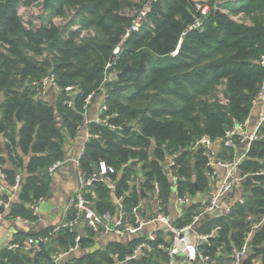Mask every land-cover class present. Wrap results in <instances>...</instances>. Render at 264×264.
<instances>
[{
  "label": "trees",
  "instance_id": "trees-1",
  "mask_svg": "<svg viewBox=\"0 0 264 264\" xmlns=\"http://www.w3.org/2000/svg\"><path fill=\"white\" fill-rule=\"evenodd\" d=\"M37 1L0 0V93L3 94L0 137L8 141L4 146L12 162L14 119L22 120L20 146L23 150L30 147L37 155L31 157L25 169L26 176L20 183L9 216L34 219L24 205L43 196L47 169L61 157L62 136L55 125V109L34 100L36 89L30 86L48 72L55 75L61 87L77 86L83 95L103 90L108 113L117 114L110 122L120 127L118 131L91 125L100 140L89 139L80 162L87 177L96 171L101 161L111 166L115 171L110 175L115 182L113 194L124 197L127 209L133 206L134 192L129 182L138 164L146 179L145 187L156 181L159 195L169 193V182L161 165L166 154L176 156L177 173L184 177L181 192L185 188L190 194L194 192L193 175L198 187L205 185L207 158L202 149L193 151L190 147L203 136L211 141L219 139L233 124L248 119L264 81V67L259 64L264 56V0L232 3L214 0L217 3L210 4L209 12L201 17L200 29L188 31L196 13L193 3L157 0L151 4L140 31L125 39L123 36L131 22L130 12L141 5L142 8L148 0H42L46 13L43 24L26 30L17 15V7ZM219 9H226L231 15L243 13L246 19L235 22ZM66 14H69L66 25H52V18ZM73 24L78 25L76 31L69 30ZM82 31L87 32L83 37L80 36ZM116 46L120 48L119 53L105 70ZM144 52L150 56L146 57L141 74L129 72L120 79L104 81L105 76L120 72L126 65L137 68ZM39 59L41 62L37 61ZM22 84L25 86L19 90ZM75 101L76 107L70 109L62 104L61 96L57 100L61 128L69 136L74 135L81 121L77 110L83 100ZM229 152L233 155V151ZM239 170L242 175L264 171V119ZM5 173L7 183L12 185L16 169H5ZM245 185L250 191L245 204L235 205L230 215L217 218L220 231L211 240L210 247L201 248L204 255L215 258L208 264L223 259L220 255L215 257L218 248L228 256L231 245L243 244L250 226L246 216L251 215L259 222L264 217V174L247 177ZM89 193L95 210L111 215V190L107 184L96 182ZM5 196L0 195V199ZM69 213L73 215V210ZM88 234L92 235L90 231ZM55 239L61 244L68 241L75 245L74 233L68 230L60 231L48 243ZM251 242L256 248L242 264H252L253 259L263 255L264 221ZM136 243L133 239L128 243H112L111 247L123 260ZM0 256V264L30 261L28 256L10 250ZM92 258L97 259L93 264H103V258L95 252L85 257L88 262ZM262 258L264 260V256ZM106 262L111 264L109 259ZM138 264H146V259H140Z\"/></svg>",
  "mask_w": 264,
  "mask_h": 264
},
{
  "label": "built area",
  "instance_id": "built-area-1",
  "mask_svg": "<svg viewBox=\"0 0 264 264\" xmlns=\"http://www.w3.org/2000/svg\"><path fill=\"white\" fill-rule=\"evenodd\" d=\"M155 1L157 0H148L143 5V7L140 8L135 13V15L131 17L130 26L126 29L123 39L129 37L130 34L140 31V29L146 22V18L150 10L151 4ZM224 1H229L230 3H232L236 0ZM205 2L206 0L202 1L197 6V11L201 13V16L193 20V23L187 28V31L191 29H200L201 17L205 16L209 12V7ZM34 3L38 6L39 10H37L29 19L22 15L26 13L25 11L29 10V6H31V4H20L18 5L16 10L17 15L21 19V23L26 30L39 28L41 24H43V19L46 17V13L44 12L42 7V0H39ZM222 13L228 15L231 20L238 23L243 22L245 19L244 17H241L242 13H238L232 16L228 13L227 10L222 11ZM67 21H62V19L54 17L52 18L51 23L55 26L62 27L66 25ZM77 29L78 25L76 24L71 25L69 28V30L71 31H76ZM86 34V31H82L80 33V36L83 37ZM184 34L185 32L182 33V36ZM3 47L7 48V46L4 44ZM119 50V46H116L113 49L112 55L114 56V58L119 53ZM111 63L112 62L106 64L105 70L110 67ZM259 64L264 67V56L260 58ZM117 73L105 76L104 81L116 78ZM30 86L34 87L41 93H44L48 88L53 89V91H55L59 96L62 97L63 105L70 109L74 108V102L77 98H81L83 100V108L85 109L97 95H100L101 116L95 119L94 122L109 130L118 131L120 129L119 126H116L110 122V119L115 118L117 114L115 112L108 113V109L105 104V94L103 93V90H100L98 93L91 92L87 95H83V92L77 86L67 85L61 87L52 72H48L39 80L32 81L30 83ZM263 101L264 81L260 86V90L253 104ZM263 119L264 115L257 123L254 131L249 134L245 133L246 127L249 123L248 119L245 120L243 123L233 124V126L226 130L223 136L217 140L218 143L223 147V149L234 152L237 150L240 144H242L241 151L236 154L235 158L232 161L214 159L212 153L210 152V147L213 141H211L205 136L198 139L190 147L191 150L202 149L204 151V154L207 157L206 167L209 168V171L211 170V167L216 165L226 171V176L222 180L220 186L218 187V190L211 194L209 199L204 204H202L199 209V212L186 225H174L172 221L163 214L162 207L159 206V203L157 213L151 221H136L134 224L124 223L122 215H120V212L118 211L119 209L117 210L118 213L116 215V218L114 219L109 213L99 215L95 210L93 203L87 199L86 195L90 192V188L96 182H104L105 184H107L108 188L113 191L115 184L110 178V175L114 174L115 171L111 166L101 161L99 162L96 171L87 177L83 172L80 162V158L84 153V149H81L79 153L71 159L76 169V178L78 184L73 202L67 207L68 210H73L72 218L69 221H66L60 225H56L43 237H28L21 245L11 244L7 248L9 250L20 249L25 252L39 253L43 245L49 242L53 236L57 235L62 230H68L69 232H72L75 227L81 223L85 225L86 228L94 234L103 233L104 235L125 237L137 235L140 231H143L147 225L159 222L164 227L166 237L162 240H158L154 232L146 233V236H144V240L140 244H138L129 255L125 256V258L123 259L124 263L134 260L147 259L149 253L153 252L154 250L164 253V255L166 256V261L164 264H175L176 257H181L186 262V264H208V262H213L214 259L210 258L208 255H204L201 252V248L203 246L210 247L212 245L211 240L217 236L218 232L220 231V225L212 227L208 232L205 233L196 232L194 230V227L199 222V220L205 215L215 216L219 215L220 213H224V215L228 216L231 214L232 208L235 205L243 206L245 204V201L247 200L250 193L243 192V190H241V194L234 200V202L225 204L222 201V197L232 189L233 185L238 183L242 186L243 183L246 181L247 177L251 175L259 176L264 174V171H258L256 173L246 175L239 174V165L246 158L252 141L257 138V131ZM88 138L98 137L96 135L91 136L87 134L86 139ZM64 162L66 161H55L48 167V174L52 175L53 173H55V171L59 167H61ZM162 168L163 173L168 179L172 188L175 204L178 206L188 204L190 202V194L187 192L180 191V183L184 180V177L180 176L177 173L179 165L176 163L175 157L167 156L164 161V164H162ZM212 175H214V172H212ZM6 181L7 178L5 173V166L2 162L0 154V195H6L5 198L0 199V208L2 209V211L0 212V220L3 217V213L5 211H8L10 208L9 202L12 199L16 198L18 188L22 180L20 175H16L14 178V183L11 185L8 191H6L3 187ZM152 188L153 193L158 196L159 186L156 181L153 182ZM29 210L32 216H36L38 213L37 203H32L29 206ZM245 219L250 224L249 231L247 232L244 242L240 247H235L231 245L232 248L230 254L228 255V258L230 259L228 264H242L244 259H246L248 255L252 254L254 249L256 248L252 245V237L255 232H257L260 228L262 222L264 221V217L261 219L260 222L255 221V218H253L251 215L246 216ZM16 220L22 223H27L26 220L20 217L16 218ZM80 240V236L75 237V245L70 249L69 252L77 249ZM248 248L250 249V252L247 251ZM68 254L69 253L67 252L64 254L55 255L52 258V263L56 264L60 258L65 257Z\"/></svg>",
  "mask_w": 264,
  "mask_h": 264
},
{
  "label": "crops",
  "instance_id": "crops-1",
  "mask_svg": "<svg viewBox=\"0 0 264 264\" xmlns=\"http://www.w3.org/2000/svg\"><path fill=\"white\" fill-rule=\"evenodd\" d=\"M25 84H22L19 90L24 88ZM16 87H18L16 85ZM17 89V88H15ZM59 95L53 91V89L48 88L44 93L39 92L36 89V94L33 95L34 100H39L47 103L51 108L55 109V125L59 129L61 138V157L56 161H66L64 164L59 167L55 173L49 175L47 172V184L44 188V194L42 197H39L36 200H33L31 203L24 205V209L30 212L29 206L32 203H37L38 213L36 216H33V220L28 218H23L21 216H9L10 208L13 202L16 201L12 199L9 202V210L3 213V217L0 220V255L9 250L7 247L11 244H22L28 237H43L46 235L47 230H51L56 225H60L66 221H69L72 218V214L69 213L68 206L73 202L74 195L77 191V178H76V169L71 161L81 149L85 150V146L88 143L89 139H86V135L94 136L91 129V125H98L94 122L95 119L101 116L100 113V95H97L90 104L84 109L83 103L79 105L77 110L78 114L81 116L80 123L77 124L75 133L73 136H69L62 127V122L57 110V100ZM3 101V94L0 93V104ZM63 104V103H62ZM76 107V101L74 102V108ZM73 108V109H74ZM264 115V101L253 104L250 115L248 117L249 123L246 127L247 134L254 131L257 123L260 121L261 117ZM88 122V123H87ZM23 124L22 120L14 119V130H12L11 135L13 137L14 143L11 147V158L12 162L9 160L8 152L5 149V144L8 141L0 137V154L3 160L5 169L14 170L16 169V175L21 176V180L26 176V167L30 162V159L33 155L31 148L23 150L20 146V136L19 128ZM11 131V129H8ZM216 140H213V143L210 147V152L213 155V158L216 160H223V157L228 156L229 160L232 161L236 154L241 151L242 144L237 148L233 155L223 149V147ZM191 150V149H190ZM194 151V150H193ZM204 153V152H203ZM150 155V154H149ZM205 155V154H204ZM37 156V155H36ZM151 156V155H150ZM149 156V157H150ZM167 156L176 157L175 155H165L161 165L164 164V161ZM152 157V156H151ZM207 158V157H206ZM14 163V164H13ZM207 163V162H206ZM138 164L135 169L133 176L129 182L130 190L134 192V201L131 209H127L123 204V196H115L113 191H111V205L113 207L111 216L116 218L117 210L122 215L123 222L127 224H134L136 221H151L158 209L159 206L162 207L163 214L168 217L172 223L176 226H183L189 223L192 218L199 212L200 207L204 204L212 193L218 190L222 180L226 176V171L223 168H220L216 165L211 167L209 171L205 165L204 177L206 178L205 185L197 186L195 182L194 175L191 176V181L193 183V193L190 194L187 188L184 192L190 194V202L186 205L178 206L174 202V195L172 193V188L169 183V193L167 195H158L156 196L153 193V182L151 181L145 187V177L143 176V171ZM163 169V168H162ZM214 172V175H212ZM240 175L241 172H239ZM168 180V179H167ZM113 181V180H112ZM114 182V181H113ZM169 182V181H168ZM115 184V182H114ZM4 189L8 191L11 187L6 181L3 185ZM241 190L246 193H250L249 189L245 185V182L241 186L240 184L233 185L232 189L228 191L223 197L222 201L227 204L234 202V200L241 194ZM92 194L88 193L86 195L87 199L93 203ZM249 197V196H248ZM248 199V198H247ZM40 200V201H39ZM39 201V202H38ZM99 215H104L108 212H98ZM110 214V213H109ZM22 218L27 221V223H22L16 220V218ZM225 218L224 213L219 215L208 216L205 218L203 216L199 222L195 225L194 230L198 233L208 232L212 227L220 225L217 221V218ZM249 231V230H248ZM74 236H80L81 241L85 244L82 246L80 243L77 249L70 251L73 247L67 241L62 244L55 239L53 242L45 244V248L39 254L32 252H25L20 249L10 250L14 253H19L23 256H28L30 258L29 263L27 264H48L49 261L52 263V258L55 255L69 253L67 256L62 257L56 264H87L88 260L85 259L86 255L89 253L95 252L96 255L110 260L111 264H138L139 260H134L131 262L124 263L123 260L119 257V253L111 247L112 243H128L131 240H137L136 245H132L133 249L144 240L145 234L148 232H154L158 240H162L166 237L164 227L161 223H151L145 227L143 230V237L137 235L125 236V237H116L114 235H104L103 233H97L92 235L88 234L89 230L82 223L77 225L72 231ZM221 256L223 259L217 261L216 264H228L229 258L225 255V252L218 248L216 251V256ZM264 256V253L263 255ZM262 256H257L252 260V264H264ZM1 257V256H0ZM215 261V258H213ZM166 261V256L164 253L159 251L150 252L148 258L146 259V264H164ZM95 263V262H93ZM107 264V262H102ZM175 264H186V262L181 257H176Z\"/></svg>",
  "mask_w": 264,
  "mask_h": 264
},
{
  "label": "rangeland",
  "instance_id": "rangeland-1",
  "mask_svg": "<svg viewBox=\"0 0 264 264\" xmlns=\"http://www.w3.org/2000/svg\"><path fill=\"white\" fill-rule=\"evenodd\" d=\"M191 1V3H193V5H194V8H195V11H196V13H194V19H196V18H199L200 16H201V13H199L197 10V6L202 2V1H205V0H190ZM213 1V2H212ZM134 2H137V1H134ZM207 5H208V7H209V10L211 9L210 8V4H216L217 2H214V0H206V2H205ZM142 6V5H141ZM140 6V7H141ZM215 6V5H214ZM140 7L139 8H137V9H134V10H132L131 12H130V14H129V17H132L133 15H135V13L140 9ZM150 9H151V7H150ZM37 10H39V8H38V6L35 4V3H33V4H31V6H29V10L28 11H25L26 13L25 14H23L22 16H25L26 18H31L32 16H33V14L37 11ZM221 10V12L222 11H225L226 9H219V11ZM150 11V10H149ZM232 16V15H231ZM245 15L242 13V15H241V17H244ZM55 18H60V19H62V21H67L68 20V18H69V14H66L65 16H62V15H60V16H55ZM147 19V18H146ZM193 19V20H194ZM246 19V18H245ZM147 21V20H146ZM57 24V23H56ZM53 26H55L54 24H52ZM57 27V26H56ZM38 62H41V60L39 59V60H37ZM108 76V75H107ZM223 160H229L228 159V156H225V157H223ZM103 258V259H102ZM101 259H102V262H105L106 263V258H104V257H102ZM93 260V261H92ZM97 261V259H95V258H92L91 259V261H89L87 264H93V262H96Z\"/></svg>",
  "mask_w": 264,
  "mask_h": 264
},
{
  "label": "water",
  "instance_id": "water-1",
  "mask_svg": "<svg viewBox=\"0 0 264 264\" xmlns=\"http://www.w3.org/2000/svg\"><path fill=\"white\" fill-rule=\"evenodd\" d=\"M147 56H150V55L146 52L142 53L140 55L139 65L137 68L131 67L130 65H126L120 72L117 73L116 78L120 79V78L124 77L125 75H127V73H129V72L141 74L145 69V60H146ZM113 58H114V56H112V59L110 62H112ZM9 89H10V82H8V84H7V90H9ZM0 132H1V128H0ZM99 140H100V138H99ZM207 217L208 216L205 215V218H207ZM143 235H144L143 231H140L137 234V236H140V237H143ZM247 251L250 252V249L248 248Z\"/></svg>",
  "mask_w": 264,
  "mask_h": 264
}]
</instances>
